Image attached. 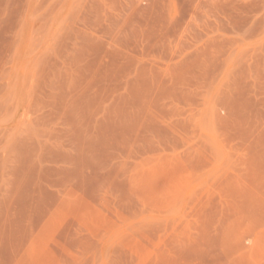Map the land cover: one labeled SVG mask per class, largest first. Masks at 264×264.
I'll use <instances>...</instances> for the list:
<instances>
[{
	"label": "rangeland",
	"instance_id": "1",
	"mask_svg": "<svg viewBox=\"0 0 264 264\" xmlns=\"http://www.w3.org/2000/svg\"><path fill=\"white\" fill-rule=\"evenodd\" d=\"M222 147L264 149V0H0V264H207Z\"/></svg>",
	"mask_w": 264,
	"mask_h": 264
},
{
	"label": "crops",
	"instance_id": "2",
	"mask_svg": "<svg viewBox=\"0 0 264 264\" xmlns=\"http://www.w3.org/2000/svg\"><path fill=\"white\" fill-rule=\"evenodd\" d=\"M217 150L222 151L214 153L223 154V161L217 165H237L238 168L233 173L223 169L222 179H217V182L221 181L217 184L221 188L208 194V201L226 204L221 224L215 225L213 220V224L207 226L206 262L264 264V149H250L256 151H248L252 156L244 161L224 156L236 153L232 147Z\"/></svg>",
	"mask_w": 264,
	"mask_h": 264
}]
</instances>
